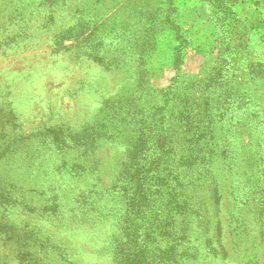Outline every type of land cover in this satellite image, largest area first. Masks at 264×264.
I'll return each mask as SVG.
<instances>
[{"label":"rangeland","instance_id":"374dc122","mask_svg":"<svg viewBox=\"0 0 264 264\" xmlns=\"http://www.w3.org/2000/svg\"><path fill=\"white\" fill-rule=\"evenodd\" d=\"M161 117L171 183L137 216ZM170 239L178 264H264V0H0V264L154 263Z\"/></svg>","mask_w":264,"mask_h":264},{"label":"trees","instance_id":"16d2710c","mask_svg":"<svg viewBox=\"0 0 264 264\" xmlns=\"http://www.w3.org/2000/svg\"><path fill=\"white\" fill-rule=\"evenodd\" d=\"M176 50H177V57L180 58L181 54H183V49H180L179 47H177ZM177 57H176L175 64L177 63ZM166 94H163V95H166ZM165 105H167V104H165ZM164 108L165 107L160 108V106H157V108H155V111H156V113L160 114L163 112ZM156 113H153V115ZM184 113H186V112L184 111ZM230 114H232V113H230ZM153 115H152V117H153ZM186 115H187V113H186ZM186 115L181 114L180 118L181 117L184 118L183 116H186ZM187 117L185 119H187ZM160 120L163 121V117H161ZM158 128H159L158 131H154V132H157L156 135H153L150 131L148 134L145 132L139 131L137 138L135 140V143L132 146V153L135 155L134 156L135 159L143 162L139 166L134 165L136 167L133 169L134 174L132 175L133 178L131 181L134 183V187H135L134 191H135V194L137 196L135 199L138 200V204L136 203L137 208H138L137 209V216L142 215L144 217L145 211L147 210L146 208H143L144 201L146 200L144 192L146 190L152 189L153 182H155L157 184L160 183V185H159L160 193H163L166 185L171 183V182L166 183L164 180H162L160 178H159V180H156L157 177H160V175H159L160 173H158V170H160V163L163 164L162 162H164L168 157H170L171 152H172V149H170L168 147L165 148V145H167L169 142H171V141H168V138L170 135L169 136L166 134L161 135L162 134L161 130H163V129H164V131L171 132V125H169V120L168 119H167V121L164 120L162 122V128H160V127H158ZM199 130L195 134V136L198 138L195 142L196 145H197V143H199V142L201 143L202 141H204V138H205L204 131L203 130L199 131ZM170 138L172 139V136H170ZM153 139H155L156 141L158 140V142H157V145H159L158 149L161 150L158 153H157V149L154 146H151V147L146 146L148 141L150 143L149 145H153V143L151 141ZM149 152H150V154H155V160H154V163H152V164L149 163V161H151ZM130 174L131 173H129V175ZM161 176H164V175H161ZM154 191H158V189L154 190ZM163 213H164L163 216L165 218V222H163V223H167V224L165 226H163L162 224L158 223V227H159V230H161V232L159 233V236L163 237V238L165 237V241H166V236H171L174 234L173 231H174L175 225L174 224L171 225V221H170L172 219V217H174V214H173V210L172 209L169 210L168 207H166V209L163 210ZM180 216L181 215H178V218ZM156 219L157 218H154V220H156ZM163 228L168 229L169 231L165 233L163 231ZM129 245H131V244H129ZM143 248H144L143 242L136 244V245H131V249H132L131 255H128V257L125 255V257L123 258V261H121L120 264H178V261H176L177 254H175L178 246L175 245V243L172 239H170L168 241V245L166 247V254H164V256L162 255L161 252L156 254V256H155L156 261H154V263H151L149 261V258L146 257Z\"/></svg>","mask_w":264,"mask_h":264}]
</instances>
